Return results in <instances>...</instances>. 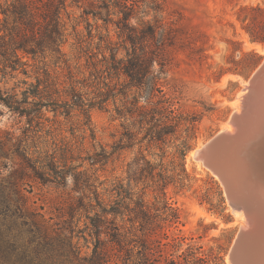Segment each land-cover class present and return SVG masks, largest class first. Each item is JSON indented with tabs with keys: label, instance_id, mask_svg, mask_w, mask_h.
I'll use <instances>...</instances> for the list:
<instances>
[{
	"label": "rangeland",
	"instance_id": "1",
	"mask_svg": "<svg viewBox=\"0 0 264 264\" xmlns=\"http://www.w3.org/2000/svg\"><path fill=\"white\" fill-rule=\"evenodd\" d=\"M258 4L264 7V0H145L148 18L154 19L158 15V24L164 22L166 27H176L178 36L192 41L185 49H173L175 58L166 66L167 72L161 75L162 87L179 101L177 107L181 106L184 118L177 133L166 143L144 137V131H138L139 125L126 112L122 83L127 77L123 73L117 77V74L105 71L98 45L100 42L102 47L106 45L99 36L107 34V26L102 19L84 14L86 4L83 2L68 0L62 9L68 35L63 49L69 64H56L50 57L46 62L30 59V65L26 67L28 78L23 71L8 73L5 77L0 72L1 87L18 86L20 91L25 86L20 81L26 78L30 82L36 81L35 71L39 69L43 77V70L48 68L52 76L58 75V87L63 97H67L70 87L76 86L88 103H94L87 115L80 109L66 114L61 112L62 108L57 113L52 107L44 108L45 117L35 129L42 136V147L51 150L56 147L54 143L59 147L65 142L62 139L71 140L74 155L78 157L75 164L84 162L85 167L92 168L91 172L96 169L100 176L97 183L103 182L100 190L107 198L117 196L114 183H123L138 195L145 193L143 198L152 214L151 264H229L232 246L242 227V212L232 208L221 181L194 159L193 152L225 130L231 116L241 106L240 98L247 92L245 88L251 75L264 60V43L253 41L246 22L238 17L241 6ZM156 7L162 10L156 12ZM247 15L261 21L264 33V14L253 11ZM0 17H3L1 12ZM109 29L114 42L121 45L119 57H126L125 42L118 36V29L113 25ZM88 48L94 53L90 58ZM251 51L261 55L254 69L252 63L256 56L249 54ZM106 54L109 57L110 51ZM155 68L159 70L160 65L155 63ZM102 97L108 99L101 105L97 102ZM84 122L88 126L83 125ZM27 126L26 116L13 113L0 103L2 134L9 132L20 136ZM88 127L93 129L95 138ZM102 146L112 153L109 162L91 167L88 156L101 150ZM187 146L185 155L180 156V149ZM8 161L6 156L1 157L0 166ZM136 162L144 163L151 172L154 170V175L161 169L174 174L184 165L191 175L190 185L181 189L178 183L172 182L163 198L155 183L158 175L152 177L145 170L130 176L129 167L133 169ZM72 186L71 179L65 188L32 179L27 189L31 191L28 195L32 204L44 207L48 216H56L62 196ZM174 214L177 219L173 218ZM84 223L85 218H82L80 226L84 227ZM76 234L75 241L81 246L82 253L91 254L94 243L88 232L85 233L88 239L82 233ZM159 249L163 253L161 258L158 257ZM136 254H133L131 264L141 262V256ZM122 262V258L113 256L110 263Z\"/></svg>",
	"mask_w": 264,
	"mask_h": 264
},
{
	"label": "trees",
	"instance_id": "2",
	"mask_svg": "<svg viewBox=\"0 0 264 264\" xmlns=\"http://www.w3.org/2000/svg\"><path fill=\"white\" fill-rule=\"evenodd\" d=\"M67 1L0 0L3 14L0 17V72L3 77L16 71L27 75L30 59L46 62L50 57L56 64H69L63 49L68 35L62 20V9ZM72 1L85 3L84 14L102 19L107 26V34L99 36L100 41L106 43L105 47L101 42L98 45L102 50L101 61L109 74L126 75L127 79L122 83L124 105L133 122L139 125L138 131H144V137L152 141L166 143L177 133L184 118L181 106L177 107L179 101L162 87L161 75L167 72L166 66L175 58L173 49H185L192 41L178 36L176 27H166L164 22L158 24V15L154 19L148 18L145 0ZM154 10L162 9L156 7ZM253 11L264 14V7L243 5L238 17L246 22L252 40L264 43L261 21L247 15ZM110 25L115 26L118 36L123 38L126 57H119L121 45L112 39ZM89 49L90 58L94 53ZM249 54L256 56L252 63L254 69L261 55L256 51ZM155 63L160 65L159 70ZM35 74L36 81L30 82L29 75L20 81L25 84L20 91L18 86H0V103L13 113L26 116L28 125L20 136L0 132V158L6 156L9 160L0 166V264H111L113 256L122 258V264H131L135 253L141 256V262L134 264H151L152 214L143 198L145 193L138 195L123 183H114L117 196L107 198L100 190L103 182L97 183L100 176L96 169L91 172L92 168L85 167L84 162L75 164L78 157L74 155L71 140L64 138L62 146L54 143L56 147L51 150L42 147V136L35 129L45 117L44 108L52 107L56 113L62 108L61 112L66 114L80 109L87 115L94 103H88L76 86L70 87L67 97H63L58 87V75L52 76L48 68L43 70V77L39 69ZM117 86L118 82L114 84L115 88ZM134 88L137 90L132 91ZM106 99L102 97L97 103L102 105ZM86 124L83 125L88 126ZM88 129L95 138L93 129ZM188 148L182 147L180 156H184ZM111 155L102 146L88 159L91 167L104 166ZM145 170L152 177L159 176L155 183L163 198L172 182L178 183L181 189L190 185L191 175L184 165L174 174L161 169L155 175L154 170L149 171L142 162H136L133 169L129 167L130 176ZM32 179L64 188L68 180H72L73 186L62 196L56 216H48L44 207L30 202L28 193L31 191L27 185ZM82 218H85L84 227L80 226ZM173 218L178 216L174 214ZM86 232L94 243L91 254H83L75 241L76 233H82L88 239ZM158 252L161 258L162 249Z\"/></svg>",
	"mask_w": 264,
	"mask_h": 264
},
{
	"label": "water",
	"instance_id": "3",
	"mask_svg": "<svg viewBox=\"0 0 264 264\" xmlns=\"http://www.w3.org/2000/svg\"><path fill=\"white\" fill-rule=\"evenodd\" d=\"M247 92L242 113L231 116L235 131L217 133L193 157L221 181L232 208L249 219L250 226L239 230L232 246L233 264H239L241 245L251 238L261 252L247 264H264V60L251 75Z\"/></svg>",
	"mask_w": 264,
	"mask_h": 264
},
{
	"label": "bare ground",
	"instance_id": "4",
	"mask_svg": "<svg viewBox=\"0 0 264 264\" xmlns=\"http://www.w3.org/2000/svg\"><path fill=\"white\" fill-rule=\"evenodd\" d=\"M247 91L249 89V83L248 85L246 86ZM248 94V92H246L243 97H241L240 99L241 100V106H239V108L235 111V113H242L243 109H244V98L245 96ZM240 102V100H239ZM234 113V114H235ZM223 131H228V132H234L235 131V126L234 124L232 123L231 119L229 121V123L225 126V130H222L221 132ZM203 146V145H202ZM201 147V146H200ZM198 147V148H200ZM195 155V151L193 152V156ZM203 165V161H200ZM237 210V209H236ZM238 211H241V210H238ZM242 213H240L242 216H243V221H242V228L241 229H246L250 226V223H249V219L247 218V216L245 215L244 211H241ZM239 213V212H238ZM238 237V235H237ZM233 251H234V248L232 247L231 249V252H230V259H229V264H233L234 262V259H233ZM261 251L259 250V245H258V241L255 240L254 238L252 239H247L244 240V242L242 243L241 245V249H240V258H239V264H247V261H249V257H253V256H257V254H259ZM262 255H263V252H262ZM249 258V259H248Z\"/></svg>",
	"mask_w": 264,
	"mask_h": 264
}]
</instances>
